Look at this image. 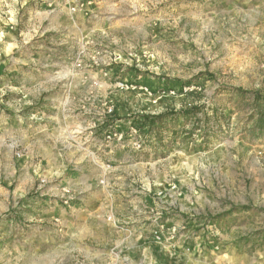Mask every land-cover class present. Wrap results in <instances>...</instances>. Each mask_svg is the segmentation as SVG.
<instances>
[{
    "label": "rangeland",
    "instance_id": "rangeland-1",
    "mask_svg": "<svg viewBox=\"0 0 264 264\" xmlns=\"http://www.w3.org/2000/svg\"><path fill=\"white\" fill-rule=\"evenodd\" d=\"M0 64V264L96 263L77 257V239L140 235L126 213L139 206L146 237L155 239L156 216L176 230L162 243L182 247L169 249L173 262L182 250L179 264H264V128L254 101L264 96V0H0ZM63 107L69 122L80 110L82 122L114 127L123 137L113 141L142 161L115 182V227L93 226L94 193L83 225L66 234L50 226L52 242L21 248L15 236L33 232L24 206L44 207L47 182L39 158L33 190L16 193L13 161L27 143L12 125L26 131ZM192 108L201 111L152 131L134 124ZM55 185L46 195L66 206Z\"/></svg>",
    "mask_w": 264,
    "mask_h": 264
},
{
    "label": "crops",
    "instance_id": "crops-1",
    "mask_svg": "<svg viewBox=\"0 0 264 264\" xmlns=\"http://www.w3.org/2000/svg\"><path fill=\"white\" fill-rule=\"evenodd\" d=\"M54 30L55 28L52 27L50 31ZM2 68L3 65L0 64V70ZM64 111L66 112L64 107L56 108L53 112L49 110V116L46 118L49 121H44L43 124H29L26 131L23 128V130L20 129V125L17 129L16 124L12 125V128L17 131L21 143H27L26 156L13 161L14 174L11 184H17L16 193L21 194L25 190L28 192L33 190L36 167L40 168V166H36V163L37 159L41 158L45 163L43 169L45 175H43L44 183L47 182L46 192H52V189L47 190L49 184H56L55 191L57 194L58 192L61 194L60 200L66 204L63 206L59 201H51L50 196L46 193L41 200L44 207L39 208L35 201L24 206L26 211L23 213L27 218L25 222L30 224L33 222L31 226L33 232L15 236L16 241L21 244L18 246H22L25 241L31 244L52 242L50 226L65 233V230L68 231L73 226L83 225V214L89 212L84 208L86 195L90 196L94 193L100 194L101 197H97L95 201L97 205L94 218L96 220L93 221V226L115 227V199L113 198L114 193H112L115 182L116 180H125L128 177L127 171L134 172L135 168L141 164L142 160L134 154L126 155L132 149L128 146L129 144L122 145L120 142H110L106 139L105 134L114 127L111 126L104 132L100 124L84 123L81 118L83 113L80 110L69 122L67 120L69 117H64ZM59 115L60 117H57ZM126 147L127 149H125ZM114 162H118L117 167L114 166ZM128 164L132 166L126 167ZM3 182L2 174H0V219L3 218V203L6 194L1 186ZM139 208L141 207L139 206ZM139 208L126 209V213L128 216L127 228H132L140 235L113 237L97 234L90 242L94 244L93 246L82 245V247L78 243H84V239L87 238H79L76 247L77 257L96 262L92 264H179L183 261L187 262L188 258L186 261L185 255V260L182 258V250L176 252L178 257L174 259V262L168 256L169 249L182 248L181 246L166 247L155 239L144 235L146 232L145 221L148 220L145 217L146 207ZM135 209L138 211L136 218L134 217ZM90 213L93 214V210ZM22 224L20 221H16L18 230ZM107 230L112 231L110 228ZM63 244L61 248L66 246V243ZM72 252L70 251V253Z\"/></svg>",
    "mask_w": 264,
    "mask_h": 264
},
{
    "label": "trees",
    "instance_id": "trees-1",
    "mask_svg": "<svg viewBox=\"0 0 264 264\" xmlns=\"http://www.w3.org/2000/svg\"><path fill=\"white\" fill-rule=\"evenodd\" d=\"M254 101L256 102L257 105L261 106L262 110H259L258 112V119H257V125L260 127V129L264 128V96L261 95H254ZM209 109V108H208ZM192 111V112H191ZM199 111H201V109L199 110V108H192L191 110L187 111V112H165L162 113L160 115H155V116H146V115H142V116H136V119H138L137 122H135L134 124H137L139 128H148V130H153L154 127L160 123H162L163 121H170L173 118H177L178 116H193L194 114H196V112L198 113ZM213 115H218V110L215 108L211 109ZM214 117V116H213ZM209 125V124H208ZM207 125V126H208ZM211 126V125H209ZM212 128V127H211ZM150 131V132H151ZM189 137H191V134H187V139H189ZM176 138V137H174ZM185 137L183 136V140L182 143H186V139H184ZM191 148V143H189L187 145V148H184L185 150H188ZM183 150V149H181Z\"/></svg>",
    "mask_w": 264,
    "mask_h": 264
},
{
    "label": "built area",
    "instance_id": "built-area-1",
    "mask_svg": "<svg viewBox=\"0 0 264 264\" xmlns=\"http://www.w3.org/2000/svg\"><path fill=\"white\" fill-rule=\"evenodd\" d=\"M116 130H110L107 134H106V139L110 142H112L113 140H122L121 135H118L116 132H114ZM160 220H163L161 216H156L155 218V232L154 237L155 239L160 242L163 243L164 241H172L175 238V229L174 228H170L168 227V222H161Z\"/></svg>",
    "mask_w": 264,
    "mask_h": 264
}]
</instances>
